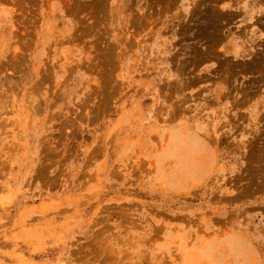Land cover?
<instances>
[{"label": "rangeland", "instance_id": "1", "mask_svg": "<svg viewBox=\"0 0 264 264\" xmlns=\"http://www.w3.org/2000/svg\"><path fill=\"white\" fill-rule=\"evenodd\" d=\"M0 264H264V0H0Z\"/></svg>", "mask_w": 264, "mask_h": 264}]
</instances>
